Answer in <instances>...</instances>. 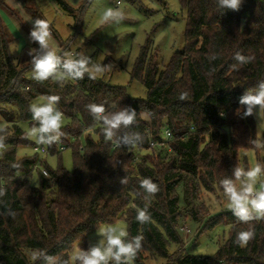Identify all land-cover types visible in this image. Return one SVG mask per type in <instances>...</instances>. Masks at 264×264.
<instances>
[{
  "label": "trees",
  "instance_id": "1",
  "mask_svg": "<svg viewBox=\"0 0 264 264\" xmlns=\"http://www.w3.org/2000/svg\"><path fill=\"white\" fill-rule=\"evenodd\" d=\"M18 1L44 19L34 0ZM179 1L186 13L183 48L162 67L144 51L132 70L130 79L141 80L145 99L131 98L124 86L88 74L63 82L34 80L29 50L22 59L12 55L13 38L0 20V127L5 130L0 135L6 145L0 155V188L5 189L0 197V264H44L30 260L35 249L67 260L87 233L120 218L127 223L129 239L144 237L133 264H147L149 256L164 264H264V220L242 223L229 209L212 213L204 199L205 193L225 196L220 181L234 179L235 167L247 170L241 150H255L262 165L254 116L243 117L239 98L264 81V0H243L239 11L219 9L216 0ZM57 2L72 12L64 0ZM8 7L0 0V9ZM50 31L59 41L57 54L70 52L71 39L62 43L56 30ZM31 45L39 48L37 42ZM237 52L254 59L238 64ZM53 95L60 97L56 107L64 114V135L51 146L35 144L22 124L38 127L30 108L38 98ZM90 103L104 104L108 111L134 109L137 123L118 136L139 133L142 143L126 148L106 142L102 123L86 107ZM151 141L157 144L151 146ZM30 145H42L47 152L17 154L19 146ZM66 148L72 170L61 163L52 169L47 156H59ZM125 177L128 182L121 184ZM144 178L159 188L150 203L140 188ZM146 203L151 220L141 224L137 209ZM185 220L202 222L198 235L219 224L227 227V238L214 256L187 253L181 236ZM250 228L254 237L248 244L235 243L237 234Z\"/></svg>",
  "mask_w": 264,
  "mask_h": 264
},
{
  "label": "rangeland",
  "instance_id": "2",
  "mask_svg": "<svg viewBox=\"0 0 264 264\" xmlns=\"http://www.w3.org/2000/svg\"><path fill=\"white\" fill-rule=\"evenodd\" d=\"M8 9H0V20L9 31L13 43L10 50L16 59H22L26 50L35 48L31 45L30 31L32 21L37 18L31 12L23 9V4L18 0H6ZM36 8L49 26L56 30L60 42L66 43L69 39V51L71 53L84 54L93 62L104 65H113L110 71H106L97 78L112 84L126 88L127 95L131 98L145 99L146 88L140 79L131 80V73L137 59L146 52L148 59L151 56L160 67L166 65L174 52L181 50L184 46L185 9L181 7L179 0H92L85 5V0H64L72 8V12L64 10L57 0H34ZM108 8L121 11L125 18L119 23L103 20V13ZM50 47L56 52L60 51L59 41L51 36ZM26 56V55H25ZM43 98H38L37 105L46 103ZM255 131L260 146V158L264 166V114L260 117L254 115ZM64 124V120L62 122ZM28 133L31 142H36L32 136L31 127L22 124ZM19 156L34 154L33 145L19 146ZM240 160H245L247 170L255 167L258 163V155L253 149L241 150ZM47 162L52 169L59 163L67 170H72L71 150L64 149L60 155L47 156ZM32 183L37 185V176L34 174ZM237 186L239 182L237 181ZM256 189L264 187V173L258 178ZM204 199L209 205L212 213L228 210V200L225 196L219 198L217 194L205 193ZM218 199V200H217ZM202 222L185 220L181 226L189 229V232H181L186 245L187 253L195 255L214 256L218 245L227 238V227L219 224L212 229L203 231ZM114 225L122 227L127 231L125 219L120 218L109 224H101L97 229L87 233L83 241L76 243L69 252L70 257L80 249L87 250L101 238L98 230L102 226ZM198 235V236H197ZM144 254L147 251L144 250ZM147 264H164L160 258H146Z\"/></svg>",
  "mask_w": 264,
  "mask_h": 264
},
{
  "label": "clouds",
  "instance_id": "3",
  "mask_svg": "<svg viewBox=\"0 0 264 264\" xmlns=\"http://www.w3.org/2000/svg\"><path fill=\"white\" fill-rule=\"evenodd\" d=\"M216 2L219 9L239 11L243 0H216ZM124 18L123 12L111 8L103 13L105 23H119ZM51 36L49 23L45 19L36 18L32 21L30 39L39 45L38 49L33 48L28 52V55L32 57V78L34 80L44 82L51 78L54 81L63 82L68 78L83 79L85 74H88L89 78L95 79L98 75L111 70L113 65L95 63L84 54L65 52L63 55H58L50 47ZM234 59L242 65L250 63L254 58L237 52ZM183 98L181 96V99ZM59 100L58 96H48L46 103L33 104L30 108L33 120L38 122V127L34 126L30 134L36 137L38 144L51 146L54 143H59L64 135L61 130L64 114L56 107ZM239 104L245 109L243 117L255 115L259 118L260 114H264V81H260L255 89L246 90L239 98ZM86 107L93 118L102 123L101 132L106 142L126 148H135L142 143L143 138L139 133L118 136L122 129H127L137 123V112L134 109L124 107L118 111H108L104 104L96 103H90ZM4 131L0 127V132ZM260 146L257 144V147ZM4 150H6L5 136L0 135V155ZM262 173H264V166L259 163L248 170L235 167L233 170L234 179L224 178L220 181L224 195L228 200L229 210L242 223L264 220V187L261 190H257L255 187ZM237 181L239 186H237ZM120 182L126 184L127 177ZM140 188L144 191L143 199L148 203L159 191L157 184L153 183L150 178L142 179ZM4 195L5 189L0 188V197ZM148 203L143 209H137L136 220L141 224L151 220L147 211ZM9 214H11L10 211ZM98 235L101 238L97 243L90 245L87 250L76 251L70 259L65 260L59 256L48 255L43 250L35 249L30 253V260L33 262L43 260L44 264H133L137 253L143 246V235L129 239V233L124 228L114 225L102 226L98 230ZM253 237L254 230L250 228L239 232L235 243L244 247Z\"/></svg>",
  "mask_w": 264,
  "mask_h": 264
},
{
  "label": "built area",
  "instance_id": "4",
  "mask_svg": "<svg viewBox=\"0 0 264 264\" xmlns=\"http://www.w3.org/2000/svg\"><path fill=\"white\" fill-rule=\"evenodd\" d=\"M117 4H119L120 3V1L118 0L117 2H116ZM58 55H62V53H60V54H58ZM164 136L167 138V137H169L170 136V132L168 131V130H165L164 131ZM151 146H155L156 144H157V142L156 141H151ZM33 151H35V152H38L41 156H43V155H45L46 154V152H47V149L44 147V146H42V145H35L34 147H33ZM41 172L44 174V175H47V173H46V171L44 170V169H42L41 170ZM183 229V231L186 233H188L189 232V229H186V228H182Z\"/></svg>",
  "mask_w": 264,
  "mask_h": 264
}]
</instances>
